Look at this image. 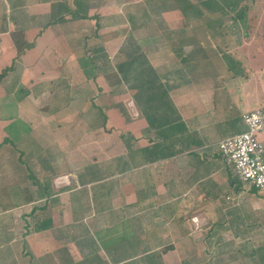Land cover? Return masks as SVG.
Returning <instances> with one entry per match:
<instances>
[{
  "label": "rangeland",
  "instance_id": "obj_1",
  "mask_svg": "<svg viewBox=\"0 0 264 264\" xmlns=\"http://www.w3.org/2000/svg\"><path fill=\"white\" fill-rule=\"evenodd\" d=\"M89 3L93 12L102 14L99 25H104L107 41L117 37L116 29L109 31L113 27L120 37L108 53L101 39L91 33L90 22L79 25L91 37L79 42L75 60L77 64L80 58L94 60L89 65L94 80L90 85H101V92L82 99L61 95V90L55 94L53 86L44 84L37 91L31 87V96L20 92L23 90L12 95L8 90L12 82L0 89V264H264V191L254 193L253 187L234 175L218 152V137H211L208 146L198 150L201 181L185 196L182 191H188L192 183L187 170L194 160L184 163L177 156L163 167L152 166L156 175L153 171L136 177L125 173L136 103L117 71V65L133 55L162 76L172 88L170 96L177 88L185 93L204 90L208 95L201 99L209 102L211 89L224 92V81L244 71L239 47L264 40V16H246L245 22L254 27L248 31L241 18L237 22L229 13L204 14L196 0ZM98 76L103 77L99 83L95 81ZM69 102L76 107L71 109ZM95 106L104 109L106 120L92 109ZM205 114L196 108L193 116ZM209 116L205 124L215 121L214 115ZM233 118L228 126L239 123L238 115ZM201 124L196 121L197 129ZM244 130L242 124L238 132ZM34 132L36 139H32ZM85 132L90 136L87 139L71 137ZM66 154L76 173L89 171L88 179L100 178V183L91 186L89 199L77 197L75 191L73 198L60 192L64 180L60 178L68 170L63 160ZM54 156L50 176L49 157ZM93 171L98 173L91 176ZM182 172L186 180L180 178ZM209 173L216 177L213 193L207 192L210 187L204 179ZM19 179L26 180L29 187L20 188ZM52 180L59 187H55L59 195L58 200L53 197V215L61 218L53 230L41 234L53 241V254H41L36 245L39 241L33 240L37 236L34 220L40 212L31 210L43 204L35 202L43 186L36 185L34 194L32 185L51 184ZM227 195L232 198L227 200ZM135 199L139 201L135 203ZM87 200L92 205L89 208H85ZM229 202L233 205H227ZM72 203L77 204L75 208ZM201 213L204 219L194 225L192 217ZM70 214L75 222L66 225ZM25 236L30 237L26 242Z\"/></svg>",
  "mask_w": 264,
  "mask_h": 264
},
{
  "label": "crops",
  "instance_id": "obj_2",
  "mask_svg": "<svg viewBox=\"0 0 264 264\" xmlns=\"http://www.w3.org/2000/svg\"><path fill=\"white\" fill-rule=\"evenodd\" d=\"M74 1L75 0H0V75L4 74L0 81V89L3 90L4 86L8 82H12L14 84H10V88L8 89L12 91V95H17L20 92H24L27 94L26 96H31L33 95L31 87L35 86L37 91L39 86L44 84V86H53V91L55 89V94H57V90H61V95L80 97L82 99L95 96L100 90H102L101 85H90L91 82L94 83V80L91 78L92 66L89 65H93L94 60L91 61L87 58H80L78 61L79 64H77V61L75 60V55L80 49L79 42H86L88 37H91L90 34H83L85 32L83 30L84 28H81L79 25H89L88 23L90 22L91 33H95L94 37L101 39V46L103 49L105 48L108 53L109 47L112 46L114 42L119 41L120 37H118V35L115 33L117 28L113 27L109 31L116 29L114 34L117 37L113 38L111 41H107L105 38L106 31L103 30L104 25H99V18L102 14L99 11L93 12L94 9L91 3H89V0L84 1L88 6L87 10L90 19L77 20L71 15L60 13L56 8L59 3H66L74 8ZM196 1L201 2L199 7L201 11L204 12V14L216 15L219 13H229V15L233 16V19L235 18L237 22L240 21L239 18H241V22H245L246 16H250L251 13L260 14L259 17L264 16V0ZM206 2H209V4ZM195 10L198 12L200 11L198 9ZM54 18L57 19L56 23H53ZM243 27L248 31L254 30V27H252L249 22L248 24L245 22ZM13 33H17L16 40L18 43L22 46H26L20 56H18L17 47L13 40ZM239 48L241 55L238 57V59L242 63L241 67H243L244 71H240L239 73L235 74V77L230 79L228 78L224 81V92H215L213 89H211L209 94V102L201 99V97L204 98L206 95H208L204 90H199L200 92L195 90L193 92L185 93L183 88H175L177 92L173 91L171 94V99L176 107L177 115L181 117L182 121L188 128L187 131H185L182 135V143H177L175 147L177 154L173 157L155 159L151 162L146 161L147 157L141 153V150L152 147L159 141V139L156 132L149 129L147 120L143 117L139 108L135 106L136 115L134 118H132L133 122H131L132 126L129 131L130 160H125L124 164L128 168L125 170V173L131 172L133 177H136L139 174L148 175L153 171V168H151L152 166H162L170 160L175 159L177 156H179V158L182 156L180 160H182L184 163L193 160L195 161L194 163H191L192 165L189 167L190 170H187V178L192 183L189 185L190 187L188 186V191H182L184 192L183 195L185 196L187 192L194 191L196 189V186H198L201 181L199 179V171L201 169H199L200 161L198 158L199 156L197 155L199 154L198 150L208 146V142L213 136L219 138L217 142L218 149V143L222 139L240 132H238V130L242 128V115L244 113L264 106V40L259 39L251 43H246ZM101 78L103 77H95V81L98 82V79ZM59 83L61 85L60 88ZM35 84H37V86ZM130 94L133 97L135 92L130 91ZM190 98L193 99V103L191 102ZM95 101L96 100H93V103H95ZM69 103H71V109L72 107H76L73 102ZM196 108H199V111H201L202 114H207L196 118L197 116H193ZM92 109L97 111L103 120H106L104 117V109L102 110L96 106ZM209 115H214L215 121L213 123L205 124L204 122L210 119ZM233 115L239 116V123L234 126H228V122L234 119ZM196 121L203 123L198 129L195 126ZM8 126H10V123L6 126V129ZM220 128L227 129L218 131ZM33 137L34 138L32 139L38 138L36 132L33 133ZM71 137L73 139H87L90 136L89 133L85 132L84 134L80 133L77 137L74 135ZM179 137L180 133L177 134V138ZM259 139L264 143V132L259 135ZM55 141L57 140L53 138V143H56ZM77 143L80 142L78 141ZM183 148L185 149L183 150ZM67 157L68 156L66 154V157L63 158V160L66 159L67 161L68 170H66L63 176L60 178L64 179L60 183L63 185L60 189V192L69 194V197L73 198V191H75L76 194L74 195L77 197L85 195V198L89 199V197L93 195L91 186L100 183V178L94 180L88 179V175L90 173L89 171H86L85 174L82 172L76 173L74 168L68 163L70 160H68ZM56 159L57 158H55V156L53 159L49 157V164L53 160L56 161ZM119 159H121V157H119L118 160ZM51 165H53V163L50 164V176H53V167ZM153 172L154 175H156V171L154 170ZM94 173L98 172L93 171L90 175L92 176ZM213 176L214 173H209L204 177V179H208V187H210L207 189V192L211 193H213V191L216 189V185L214 182L212 183V181H216V177ZM139 178L141 177H137L136 179L138 180ZM180 178L182 180L187 179L185 172L180 174ZM26 179H28V177H26ZM25 181H21L19 179L18 185L20 188L23 187L25 189L28 186ZM48 183L49 182L43 181L41 184L36 182L32 185L34 188L32 193L34 194H37L36 185L39 184L43 186L42 194L39 195L40 197L36 199V201L34 200L36 203L43 202V204L34 206L31 210L32 212L35 211L36 214L40 212L37 220H34V224H36L37 227V225L46 221L49 226L45 230L36 229L34 232L37 234V236L33 240L39 241L36 245L37 247L39 246L41 254H53V241L41 236V234L46 231L53 230V227H56L59 224L57 219L61 218V216L57 217L56 214L53 215L52 209L53 203L56 201V196L58 194L56 193V183H53V180L51 181V184ZM73 183L77 184L78 186L73 188ZM136 184L137 183H135V186H137ZM129 186L131 187V184ZM53 197L56 199H53ZM226 198L227 200H230L232 197L227 195ZM88 201L89 200H87V205L85 204V208L92 206L90 202L88 204ZM138 201V199H135V203ZM73 202H75L74 199ZM70 204L71 203H69V205ZM231 204L233 205V202L227 203V205ZM72 205L75 208L77 204L75 205V203H72ZM227 213V215L231 214L229 211H227ZM203 216V213L193 216L192 223L197 225L200 222V218ZM194 218H196L198 221L194 222ZM230 219H232L233 222V217H230ZM74 222L75 220L70 214V217L65 221V224L72 225ZM228 223L229 222H227V224ZM26 226L27 224H25V227ZM27 236L23 237L25 242L30 238ZM74 242L72 241L71 243ZM67 251L69 252V248Z\"/></svg>",
  "mask_w": 264,
  "mask_h": 264
},
{
  "label": "trees",
  "instance_id": "obj_3",
  "mask_svg": "<svg viewBox=\"0 0 264 264\" xmlns=\"http://www.w3.org/2000/svg\"><path fill=\"white\" fill-rule=\"evenodd\" d=\"M206 3L209 4V2ZM188 5L190 9H194L193 5ZM56 8L60 13L71 15L77 20L90 19L88 6L84 0H75L74 8L66 3H59ZM54 22H57L56 18L53 19ZM12 36L18 56H20L26 46L18 43L17 33H13ZM142 61H138V58L133 55L128 56L126 62L117 65V71L122 78L121 81L127 84L128 90L135 92L133 97L136 106L147 120L149 129L154 130L158 136L157 143L141 150V153L147 157L146 161L151 162L155 159L171 158L176 155L175 147L178 142L182 143V135L188 128L177 115L176 107L170 96V86L164 83L162 76H159L153 67L149 66L146 61ZM3 75H0V81ZM178 133H180L179 138H177ZM127 151L130 153V145L127 146ZM252 190L258 192L256 188ZM48 227L45 221L37 225L36 229L45 230Z\"/></svg>",
  "mask_w": 264,
  "mask_h": 264
},
{
  "label": "built area",
  "instance_id": "obj_4",
  "mask_svg": "<svg viewBox=\"0 0 264 264\" xmlns=\"http://www.w3.org/2000/svg\"><path fill=\"white\" fill-rule=\"evenodd\" d=\"M242 122L245 130L222 139L218 150L242 183L264 191V143L259 139L264 132V106L244 113Z\"/></svg>",
  "mask_w": 264,
  "mask_h": 264
}]
</instances>
